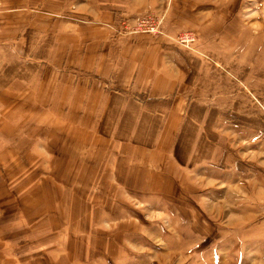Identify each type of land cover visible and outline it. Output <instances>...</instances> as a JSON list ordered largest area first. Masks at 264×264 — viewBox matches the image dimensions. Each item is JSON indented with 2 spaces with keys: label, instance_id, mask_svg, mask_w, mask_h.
I'll return each mask as SVG.
<instances>
[{
  "label": "rangeland",
  "instance_id": "rangeland-1",
  "mask_svg": "<svg viewBox=\"0 0 264 264\" xmlns=\"http://www.w3.org/2000/svg\"><path fill=\"white\" fill-rule=\"evenodd\" d=\"M149 2L0 0V264H264V229H241L264 212V0ZM135 34L171 41L200 104L151 101L109 142L41 105L44 75Z\"/></svg>",
  "mask_w": 264,
  "mask_h": 264
},
{
  "label": "crops",
  "instance_id": "crops-1",
  "mask_svg": "<svg viewBox=\"0 0 264 264\" xmlns=\"http://www.w3.org/2000/svg\"><path fill=\"white\" fill-rule=\"evenodd\" d=\"M141 1L149 2V0ZM162 1L163 4L158 8L160 12L164 11L166 6L165 0ZM116 8L120 7L116 6ZM162 37L145 34L131 35L121 39L124 43V50L119 53L114 51L111 58L107 55L90 58L92 61L96 58L100 60L96 67L94 64H90L89 67L81 68L79 71L52 72L47 77L44 75L40 88L36 91L39 92L38 97L41 105L71 108L80 113L83 111L80 121L84 127L89 128L90 124L94 127L93 135L90 138L109 142L112 139L111 125L114 121L125 122L129 128L132 127L131 124L133 126L137 123L141 124L140 120L148 116L145 115V105L148 106L151 101L166 99L178 93L180 96L184 95L185 104H200L198 101H193V97L186 93L187 86L182 89V85H187L185 64L176 61L174 53H171V48L174 49V46L168 43L171 42L170 40L167 41L166 38ZM188 88L191 90L189 85ZM45 101H49L51 105ZM134 106H138L141 110L140 116L139 114L127 115L130 108ZM97 109L99 110L98 114ZM73 123H76L75 119H73ZM51 129L52 127L41 138L42 140H47V142L51 140ZM43 148L46 149L45 146ZM46 154L47 156L50 155L49 152ZM250 184L252 183L250 182ZM8 197H1V199L10 202L11 199H7ZM13 214L10 215V218ZM242 214H234L233 216L241 219ZM29 217L25 212L20 213L19 217L16 218L17 221L12 224V228L16 226L15 229H23L24 231V226ZM248 218L242 216L241 222V229L249 228L248 235L257 234L260 231L258 229H264L258 226L252 232L254 225L264 224V212H255ZM6 225L8 228L11 226ZM239 234L241 233L239 232ZM259 236H263L261 240L264 242V230L259 233ZM243 251L246 252V249L241 241L239 248H235V252L243 253ZM262 256L264 258V254L258 258Z\"/></svg>",
  "mask_w": 264,
  "mask_h": 264
},
{
  "label": "built area",
  "instance_id": "built-area-1",
  "mask_svg": "<svg viewBox=\"0 0 264 264\" xmlns=\"http://www.w3.org/2000/svg\"><path fill=\"white\" fill-rule=\"evenodd\" d=\"M151 28H155V27H154V26H150V27H148L147 30H152ZM184 36H185V37H183V39H184V38H186V39L190 38L187 34H185Z\"/></svg>",
  "mask_w": 264,
  "mask_h": 264
}]
</instances>
